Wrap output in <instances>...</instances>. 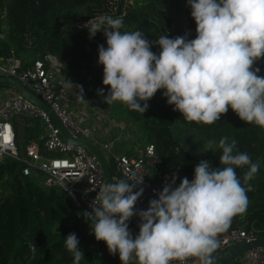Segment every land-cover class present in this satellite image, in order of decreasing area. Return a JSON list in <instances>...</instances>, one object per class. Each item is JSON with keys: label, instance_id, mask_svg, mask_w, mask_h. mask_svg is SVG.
I'll return each instance as SVG.
<instances>
[{"label": "clouds", "instance_id": "obj_1", "mask_svg": "<svg viewBox=\"0 0 264 264\" xmlns=\"http://www.w3.org/2000/svg\"><path fill=\"white\" fill-rule=\"evenodd\" d=\"M187 5L196 24L194 39L185 32L150 42L139 30L122 32L123 16L89 19L84 25L89 39L103 31L107 44L98 45L97 63L103 65V85L110 87L107 95L103 88L98 94L109 105L119 101L144 114L147 102L163 89L167 104L186 122L214 124L230 107L240 120L264 128V76L253 67L264 58V0H187ZM153 43L158 54L151 50ZM66 82L83 100V86ZM236 146L222 137L217 147L223 167L201 160L193 179L184 177L178 186L174 174L144 210L135 207L144 190L129 182L134 176L103 185L91 211L82 213L90 234L105 242L109 254L118 253L121 264H186L191 258L214 264L218 237L246 212L247 193L253 190L249 181L260 168L248 153H234ZM246 166L242 185L236 170ZM133 216L140 221L135 236L129 228ZM64 240L73 264H80L84 253L77 235L69 233Z\"/></svg>", "mask_w": 264, "mask_h": 264}, {"label": "trees", "instance_id": "obj_2", "mask_svg": "<svg viewBox=\"0 0 264 264\" xmlns=\"http://www.w3.org/2000/svg\"><path fill=\"white\" fill-rule=\"evenodd\" d=\"M107 1L0 0V58L12 57L25 66L37 57H53L60 74L83 86L85 98L102 101L110 108L113 120H122L140 131L154 144L163 169L181 179L191 181L201 160L210 161L213 168L223 167L219 164V140H235L234 153H248L253 162L259 161L260 168L249 181L253 190L247 193L246 212L235 216L229 228L242 226L257 238H264V128L240 120L230 107L214 124L186 122L179 111H173L174 105L167 104L163 89L147 102L149 108L144 114L129 110L119 101L109 105L98 94L103 88L107 95L110 87L103 85V65L97 63L98 45L107 47L106 37L101 31L89 39L83 22L104 14L123 16L122 32L139 30L150 42L164 34L163 26H171L174 37L188 32V38L194 39L196 24L187 0L134 1L126 8L123 0H117L112 13ZM151 50L158 54L160 48L153 43ZM253 67L260 68L258 75L264 76V58ZM12 124L20 151L29 139L43 150V126L38 118L16 114ZM22 166L15 160H0V264H73L64 240L69 233H75L80 241L84 253L80 264H121L119 254H109L105 242L96 241L82 212L59 189L43 187L40 174L22 175ZM246 168L236 170L242 185ZM262 256L264 261V248Z\"/></svg>", "mask_w": 264, "mask_h": 264}, {"label": "built area", "instance_id": "obj_3", "mask_svg": "<svg viewBox=\"0 0 264 264\" xmlns=\"http://www.w3.org/2000/svg\"><path fill=\"white\" fill-rule=\"evenodd\" d=\"M49 62V55L37 57L25 66L12 57L0 58V75L16 79L24 88L41 99L71 137L96 146L105 157V161L107 156L113 163V173L109 170L112 182L134 176L135 179L129 182L136 184L138 189L143 188L144 190L135 207L141 210L147 209L149 201L157 198L156 192L162 190L165 183L170 182L175 173L163 169L152 142L147 141L134 147L131 153L119 152L114 148L115 139L113 137L116 130H122L121 126L117 123H109L108 127L114 128L112 131L114 133H109L108 128L100 131L97 124L78 120L71 110L70 94H73L75 100L82 106L92 98L78 101L76 89L56 88L51 80L54 74L50 73L46 66ZM71 82L74 85L78 84L75 81ZM16 114L36 117L40 120L43 126L42 151L38 149L34 141H28L23 152L17 148L12 124V117ZM5 158L23 163L20 168L22 175L40 174L43 187L59 189L70 204L82 213L91 211L90 204L99 189L105 185L96 157L81 146L64 140L58 127L46 112L16 91L0 101V160ZM180 180L181 178L178 177L176 186L179 185ZM130 230L133 236L139 232L131 228ZM256 238L253 233L246 231L242 226H235L220 234L217 250L240 241L249 242ZM240 257L242 260L238 262ZM240 257L234 262L235 264H264L260 247L251 248ZM171 264H180V262L172 261ZM186 264H199V261L191 258Z\"/></svg>", "mask_w": 264, "mask_h": 264}, {"label": "rangeland", "instance_id": "obj_4", "mask_svg": "<svg viewBox=\"0 0 264 264\" xmlns=\"http://www.w3.org/2000/svg\"><path fill=\"white\" fill-rule=\"evenodd\" d=\"M116 1L117 0H109L106 2L107 9L110 13L115 12ZM134 1L137 4H141V3H144L145 0H123L122 6L126 8V6L131 5ZM86 23L87 21L83 22L84 25ZM163 29H164L163 35H167L169 38L174 37L173 28L171 26L169 28L163 26ZM46 66L49 69V72L53 73L56 76V79H58L60 83L62 81H71L70 79H67L64 75L60 74L58 70L59 64L54 58L50 57V62L47 63ZM64 84L65 83H63V85ZM1 86L12 88L9 84H6V83L0 84V87ZM12 91L13 93H15L13 88H12ZM70 97H71V110L73 113L76 114V117L78 118V120L84 123L91 122L90 124H97L100 131H103L108 128L109 133L114 131V128L108 127L109 123H117L118 126L122 127V130L115 131V135L113 137L115 139L114 148L116 151H119V152L125 151L128 153H131V151L134 150V147H137L147 142V140L144 137H142L141 132L133 128L132 125L127 124L122 120L120 121L113 120L112 117L110 116V108L108 106H105L102 103V101L92 98V99H89V101H87L84 106H82L80 103H78L75 100V96L73 94H70ZM87 99L88 98L84 97V100H87ZM106 161H107L110 172L113 173L112 161L109 160L107 156H106ZM129 228L133 230H139L138 225L131 221L129 222Z\"/></svg>", "mask_w": 264, "mask_h": 264}, {"label": "water", "instance_id": "obj_5", "mask_svg": "<svg viewBox=\"0 0 264 264\" xmlns=\"http://www.w3.org/2000/svg\"><path fill=\"white\" fill-rule=\"evenodd\" d=\"M0 83L9 84L20 96H22L23 98H25L26 100L46 112L51 121L58 127L61 137L64 140L72 144L79 145L82 148L86 149L88 152L92 153L96 157L98 164L101 168L105 184L112 183L109 169L105 161V157L96 146L92 145L87 141L71 137L65 130V128L62 126L59 119L49 109V107L41 99H39L33 93L24 88L16 79L0 75ZM130 221L136 224H139L140 222L139 217L137 216H133ZM256 247H260L262 249L264 248V238H256L249 242L240 241L228 247H225L224 249H216L215 252L212 254L214 258V264H234V262L247 250Z\"/></svg>", "mask_w": 264, "mask_h": 264}, {"label": "crops", "instance_id": "obj_6", "mask_svg": "<svg viewBox=\"0 0 264 264\" xmlns=\"http://www.w3.org/2000/svg\"><path fill=\"white\" fill-rule=\"evenodd\" d=\"M51 80L53 82V84L55 85L56 88L58 89H65V90H68V85L66 83V81H62L61 83L58 81V79H56V76L55 75H52L51 76ZM63 83H65L63 85ZM2 84V83H0ZM13 94V91H12V88H9V87H5V86H1L0 87V101L1 99H3L4 97L8 96V95H11ZM14 117V116H13ZM12 117V118H13ZM28 141H34L32 139H29ZM27 141V142H28ZM35 142V141H34ZM27 144V143H26ZM239 261L238 262H241L242 258L240 257V259H238ZM237 264V263H236Z\"/></svg>", "mask_w": 264, "mask_h": 264}]
</instances>
